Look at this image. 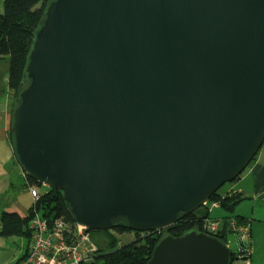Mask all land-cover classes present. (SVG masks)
Returning <instances> with one entry per match:
<instances>
[{
    "label": "water",
    "instance_id": "water-1",
    "mask_svg": "<svg viewBox=\"0 0 264 264\" xmlns=\"http://www.w3.org/2000/svg\"><path fill=\"white\" fill-rule=\"evenodd\" d=\"M19 91L12 149L27 178L86 231L121 219L161 232L264 142V0H52ZM230 257L189 230L163 235L147 264Z\"/></svg>",
    "mask_w": 264,
    "mask_h": 264
},
{
    "label": "trees",
    "instance_id": "trees-1",
    "mask_svg": "<svg viewBox=\"0 0 264 264\" xmlns=\"http://www.w3.org/2000/svg\"><path fill=\"white\" fill-rule=\"evenodd\" d=\"M50 1L52 0H2V11L0 12V58H6L8 61V90L11 93L8 138L12 147V112L18 102V94L28 62L31 43L42 24L45 6ZM26 179L29 185V194L30 188H34L39 196L28 209L27 215L24 218H21L15 212H1L0 235L3 237H23L27 241L29 249L31 241L29 220L33 210H35L49 225L56 220L62 221L64 223L63 235L66 241H73V237L67 239L66 236L67 234L71 236V234L76 232V224L70 214L69 208L62 199L61 193L50 188H46L44 192L40 193V185L30 178L26 177ZM241 201L242 197L239 194L230 193L222 196L218 194L217 190L209 199L206 206H202L188 215H180L173 226L161 232H134L135 239L125 244L120 243L118 238L123 234L131 232L125 225H122L123 220H112L114 225L111 230L87 231L89 236L91 234L101 235L105 241L97 243L90 236V241L92 240L93 242H91L96 245V251L89 254V261L80 264H147L156 243L163 235L179 237L189 230L203 232L202 225L204 221L211 219L209 217V205L211 203H217L218 207L215 208H220L227 215L219 220L220 225L218 230L209 235L226 244L227 234H236L231 227L230 220H234L238 224H246L243 217L233 216L235 208ZM230 253V261L232 263L238 257L231 250Z\"/></svg>",
    "mask_w": 264,
    "mask_h": 264
},
{
    "label": "crops",
    "instance_id": "crops-1",
    "mask_svg": "<svg viewBox=\"0 0 264 264\" xmlns=\"http://www.w3.org/2000/svg\"><path fill=\"white\" fill-rule=\"evenodd\" d=\"M1 11L2 0H0ZM10 94L8 90V61L6 58H0V213L4 211L15 212L24 218L33 204L29 205L25 199L20 200V198L28 197L30 194L26 176L14 157L8 138ZM39 192L41 193V190ZM230 193H236L242 197V201L235 208L233 216L243 217L249 228L248 245L251 254L247 264H264V143L239 178L231 182L229 188L223 191L221 195ZM226 215L220 208H213L209 211V217L214 220H221ZM12 238L22 239L23 237H3L0 235V248L4 247L10 239V244H17L16 241H12ZM20 244H23L20 248L22 250L12 264H15L26 254L27 241L23 238Z\"/></svg>",
    "mask_w": 264,
    "mask_h": 264
},
{
    "label": "built area",
    "instance_id": "built-area-1",
    "mask_svg": "<svg viewBox=\"0 0 264 264\" xmlns=\"http://www.w3.org/2000/svg\"><path fill=\"white\" fill-rule=\"evenodd\" d=\"M30 194L35 202L39 196L36 190L30 188ZM215 207H218V204L211 203L209 210ZM230 222L236 233L233 252L238 257L237 259L247 260V264L251 254L248 245V225L235 223L234 220H230ZM219 223V220L206 219L202 229L209 234L215 233L219 228ZM29 228L31 229L29 249L16 264H80L89 261V254L96 251L95 245L90 241L89 234L83 227L76 225V232L71 236L69 234L66 236L67 239L73 237L74 240L66 241L63 235L64 223L56 220L49 225L35 210L29 220ZM86 244L88 245L86 246Z\"/></svg>",
    "mask_w": 264,
    "mask_h": 264
},
{
    "label": "rangeland",
    "instance_id": "rangeland-1",
    "mask_svg": "<svg viewBox=\"0 0 264 264\" xmlns=\"http://www.w3.org/2000/svg\"><path fill=\"white\" fill-rule=\"evenodd\" d=\"M231 183H227L224 184L219 190H218V194L221 195V193L223 191H226V189L229 188V185ZM41 192H44L46 190V187L44 186H40ZM25 199L28 201L29 205L34 203V200L32 197L30 196H25L23 198H20V200ZM214 215V214H213ZM129 234V235H128ZM92 237V240L95 242H102L105 241L104 237H102L101 235H96V234H91L90 235ZM89 236V238L91 239V237ZM23 239V238H22ZM21 238H12V241H16L17 244H10L11 243V239L7 241V244L4 245V247L0 248V264H12L16 261V259L19 257L20 252L22 249H20L22 247L23 244L21 243ZM119 242L122 244H125L127 242H130L132 240L135 239V235L134 232L131 233H126L123 234L121 236H119ZM91 240V241H92ZM92 241V242H93ZM104 244V243H103ZM88 244H86L87 246ZM226 245L230 248V249H234L235 244H234V235L231 233H228L226 236ZM96 246V245H95ZM85 248V246H84ZM26 255V254H25ZM24 255V256H25ZM23 256V257H24ZM22 257V258H23ZM21 258V259H22ZM247 260H241V259H236L234 261H232L231 264H240V263H246Z\"/></svg>",
    "mask_w": 264,
    "mask_h": 264
},
{
    "label": "clouds",
    "instance_id": "clouds-1",
    "mask_svg": "<svg viewBox=\"0 0 264 264\" xmlns=\"http://www.w3.org/2000/svg\"><path fill=\"white\" fill-rule=\"evenodd\" d=\"M33 200H34V199H33ZM207 203H208V202H207ZM207 203H206L204 206H206ZM202 231H203V229H202ZM202 233H205V234H208V235H209V233H206L205 231H203ZM228 248H229V247H228ZM229 250L233 251V249H230V248H229ZM236 259H237V258H236ZM236 259H235V260H236Z\"/></svg>",
    "mask_w": 264,
    "mask_h": 264
}]
</instances>
